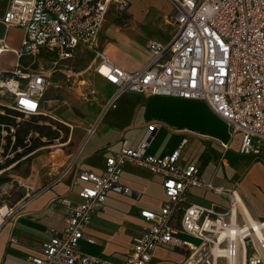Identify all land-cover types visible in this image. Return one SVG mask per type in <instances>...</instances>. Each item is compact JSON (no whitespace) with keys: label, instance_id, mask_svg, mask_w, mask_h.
<instances>
[{"label":"built area","instance_id":"1","mask_svg":"<svg viewBox=\"0 0 264 264\" xmlns=\"http://www.w3.org/2000/svg\"><path fill=\"white\" fill-rule=\"evenodd\" d=\"M170 1L175 7L170 38L149 40V58L129 71L97 47L107 16L123 14L128 0H9L2 21L25 32L18 58L40 56L50 72L28 71L19 61L9 75L0 72V95L10 99L0 106L27 116L41 113L50 75L65 73L68 62L87 50L92 53L87 70L116 87L107 107L127 90L201 100L227 125L230 136L242 135V153L258 152L264 143V0ZM2 51L0 46V55ZM155 127L148 124L147 131ZM147 148L146 140L137 146L123 141L106 157L101 173L79 172L80 201L62 200L68 208L65 225L50 230L41 255L30 257V264H147L162 245L185 248L181 264H264V221L240 222L231 207L222 210L215 204L181 208L193 187L222 190L203 182L195 164L179 161L180 147L162 155ZM126 165L160 176L167 201L158 211H140L142 230L125 259L115 263L82 253L78 244L110 192L133 194L120 183ZM23 203L0 207V229Z\"/></svg>","mask_w":264,"mask_h":264},{"label":"crops","instance_id":"2","mask_svg":"<svg viewBox=\"0 0 264 264\" xmlns=\"http://www.w3.org/2000/svg\"><path fill=\"white\" fill-rule=\"evenodd\" d=\"M163 3L164 0H128L123 14L111 13L107 16L98 36L97 47L118 66L129 71L139 69L149 58V52L146 47L143 58H140L129 47V41L137 37L132 33L139 36L146 34L143 21L147 8L161 7ZM170 3L173 17L175 7ZM8 4L9 0H0V46L3 47L0 72L4 76L9 75L17 61L28 71L50 72V64L40 56L24 55L18 58L17 52L21 49L25 32L20 27L3 23L2 17ZM126 15H133L135 25L117 32L118 27L110 20ZM116 36L117 43L114 42ZM83 51V55L69 62L86 59L88 63L92 53ZM134 57H139V64L135 63ZM60 74L55 72L50 75L47 88L52 77ZM108 84L104 88L105 101L86 121L84 135L67 172L58 181L24 200L22 207L1 227L0 264H30V257L40 256L42 244L50 238V230L62 229L65 225L68 208L62 200L68 199L73 204L80 201L77 190L82 182L78 180V173H101L106 157L115 153L123 141L137 146L146 140L147 150L159 155L169 154L180 147L179 161L184 165L195 164L203 182H210L214 188L222 190V193H217L207 187H193L181 203V208L188 204H215L222 210L231 207L240 222L249 216L253 220L264 221V143L258 152L242 153V135L236 133L230 136L227 125L211 113L201 100L166 95L146 96L127 90L118 95L114 106L107 107L116 90L114 85ZM9 102L7 95H0V104ZM152 123L156 127L148 132L147 126ZM92 128L94 131L89 133ZM120 183L130 188L133 194L110 192L103 207L93 213L78 244L82 253L115 263L125 259L133 238L142 230L144 220L140 211H158L167 201L162 178L132 165L123 168ZM182 237L192 240L187 235ZM175 250L180 251V255L174 261L164 263L181 264L187 251L171 245L158 246L147 264H153V259L163 258L166 253H174Z\"/></svg>","mask_w":264,"mask_h":264},{"label":"rangeland","instance_id":"3","mask_svg":"<svg viewBox=\"0 0 264 264\" xmlns=\"http://www.w3.org/2000/svg\"><path fill=\"white\" fill-rule=\"evenodd\" d=\"M171 9L170 0H164L161 7L147 8L143 21L146 34L139 36L132 33L137 36V40L131 38L129 41V47L140 58L146 52L147 41L154 38L166 41L170 38L173 13ZM110 23L118 27L117 32L135 25L133 15L110 20ZM114 40L117 43V36ZM137 59L139 57H134L135 63L139 64ZM68 64L69 68L65 73L52 77L43 97L42 113L19 116L12 111H5L4 107L0 108V113L11 122V143L4 153L2 145L7 143L5 137L9 132L6 125L0 123V164H3L0 169V207H18L24 200L58 181L67 172L66 169L84 135L86 121L105 101L104 88L109 84L87 70V60L79 59ZM16 129L25 134L23 144L32 149L18 157L16 152H24V149L13 144ZM179 253L181 252L178 250L174 253L168 252L163 258L153 259L152 263L165 264L164 262L174 261Z\"/></svg>","mask_w":264,"mask_h":264},{"label":"trees","instance_id":"4","mask_svg":"<svg viewBox=\"0 0 264 264\" xmlns=\"http://www.w3.org/2000/svg\"><path fill=\"white\" fill-rule=\"evenodd\" d=\"M0 108H1V106H0ZM4 109H5V111H8V112L12 111V112L16 113V115H19V116L22 115L20 112L11 110L10 108H4ZM7 120H8V118H6V116L4 114L0 113V123H3L4 125H6L5 126L6 130L9 132V135H7L5 137L6 140H7V143L2 145V148L4 150L3 153L7 150L8 145L11 143V137H10L11 136V133H10L11 122H8ZM12 125L15 126V123H12ZM13 136L15 137V142L13 143L14 146H19V147H22L24 149V152H19V153L16 152L17 157L23 155V153H25L26 151H32L30 146L27 147L26 144H23L25 134H23V133L21 134L19 129H16L15 133L13 134ZM0 139H1V133H0ZM2 167H3V164H0V169Z\"/></svg>","mask_w":264,"mask_h":264},{"label":"bare ground","instance_id":"5","mask_svg":"<svg viewBox=\"0 0 264 264\" xmlns=\"http://www.w3.org/2000/svg\"><path fill=\"white\" fill-rule=\"evenodd\" d=\"M244 208V207H243ZM245 209V208H244ZM249 216V215H248ZM247 220L248 221H250L252 224H254L255 225V222H254V220L253 219H251V217L249 216L248 218H247Z\"/></svg>","mask_w":264,"mask_h":264}]
</instances>
